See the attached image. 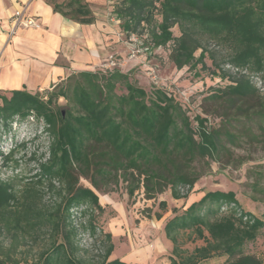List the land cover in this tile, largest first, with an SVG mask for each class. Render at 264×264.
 <instances>
[{
	"label": "trees",
	"instance_id": "16d2710c",
	"mask_svg": "<svg viewBox=\"0 0 264 264\" xmlns=\"http://www.w3.org/2000/svg\"><path fill=\"white\" fill-rule=\"evenodd\" d=\"M47 1L56 12L81 24L96 20L86 0ZM112 14L125 38L139 37L145 53L173 42L170 59L178 69H211L206 62L210 56L212 73L226 78L227 71L204 41L224 47L225 62L239 73L206 97L220 121L212 125L207 111L192 117L166 83L158 81L148 91L118 65L75 71L44 92L0 93V126L9 130L12 121L34 116L43 121L48 135L45 160L39 161L22 194L15 179L0 177V237L5 230H24L23 222L29 228L52 225L51 245L34 261L15 257L14 247L4 249L0 241V264H130L119 257L110 259L112 233L99 229L94 214L105 211L99 192L123 186L130 198L142 192L146 199H156L170 190L173 198L187 199L211 162H251L244 186L253 202H264V159L250 152L264 147V93L251 78L264 72V0H115ZM175 26L179 36L174 35ZM241 148L247 151L237 159L236 149ZM16 150L4 154L0 149L5 165H18ZM45 185L60 196L48 212L37 206ZM199 193L181 210L172 208L163 230L173 248L160 259L168 264H201L214 258H220V264H264L246 248L264 230V213L246 210L233 189ZM167 206V201L159 202L161 210ZM78 211L88 214L83 230L104 235L106 247L97 258L77 255L79 228L73 218ZM156 216L162 218L161 213ZM181 232L205 243L184 249L178 239Z\"/></svg>",
	"mask_w": 264,
	"mask_h": 264
},
{
	"label": "rangeland",
	"instance_id": "374dc122",
	"mask_svg": "<svg viewBox=\"0 0 264 264\" xmlns=\"http://www.w3.org/2000/svg\"><path fill=\"white\" fill-rule=\"evenodd\" d=\"M174 35L179 36L180 30L178 26L173 28ZM123 42L128 49L123 53H113V57L118 61V66L124 71H130L132 76L138 80V83L145 87L148 91L157 87L159 81L168 85L172 89L173 94L180 99L188 108L190 115L208 112V117L212 125H217L220 117L214 112L213 102L206 100V97L217 89L223 88L231 83V77L236 76L239 70L227 64V50L219 46L215 41L205 40V46L209 51L213 52L215 59L221 64V68L228 73V77L222 78L212 73L214 69L213 61L207 56L206 62L211 69L203 70L199 65L197 69H189L184 67L178 69L170 59V53L173 48V42L168 43L166 47L154 49L149 54L142 50L135 56H131L133 44L122 36ZM200 50L196 52L199 55ZM109 59V58H108ZM103 62L101 68L106 69ZM219 72L220 70H216ZM197 72L199 74H197ZM222 72V70H221ZM249 73L247 71H243ZM156 76V80L153 78ZM254 83L264 93V72L260 74H251ZM44 92V91H42ZM66 100L59 99V104L64 106ZM48 147V135L44 131L43 121L38 120L34 116H30L27 120H14L11 122L9 130L4 125L0 126V149L4 154L10 149L16 148L14 159L18 161L5 165L0 156V177L4 179H15L16 190L22 194L26 184L31 181L35 173L38 171L39 161L45 160L43 157ZM247 149V148H246ZM245 149H236V158L245 153ZM251 156L255 159H264V147H254L251 149ZM35 155V158L32 157ZM251 163V162H249ZM249 163L237 166L238 162L221 165L219 162H211L207 173L203 175L196 183L194 192L189 198L175 199L172 197L170 190L158 195L156 199H146L142 192L137 193L130 198L123 186L117 191L100 194V202L105 207V211L99 213L95 211L96 221L100 230L112 233V241L114 243V251L110 258H121L128 263L149 262L147 251L144 246L156 245L165 251L167 256L173 248V243L164 235L163 225L165 220L172 215V208L177 207L180 210L183 206L193 199L200 197L199 191H207L210 189H233L237 193V197L242 206L246 210L255 211L259 216L264 213V202H253L247 192L244 182L246 181V170ZM83 183L88 184L83 180ZM58 182L56 186H58ZM43 195L38 199L37 206L44 212L51 210L59 200L60 196L55 190H49L45 185ZM167 201V209L161 210L160 201ZM156 213H161L162 218L158 219ZM74 224L79 228L75 237L79 245L77 255L85 260L97 258L105 249L104 235L100 234V230L95 235H91L88 231L83 230L80 226L88 219L87 215L80 212H74ZM24 230L16 231L11 229L10 232L4 231L0 237L1 245L4 249L14 247V256L19 259H28L34 261L40 253L51 245L52 225L44 223L29 228L26 222ZM179 244L187 250H193L194 247L203 245L205 242L202 238H198L190 232H181L178 236ZM169 242L170 246L166 247L164 242ZM247 251L264 259V230L259 237L247 244ZM171 249V250H170ZM149 252V251H148ZM167 259L163 258L160 261ZM220 258H214L201 264H220Z\"/></svg>",
	"mask_w": 264,
	"mask_h": 264
},
{
	"label": "crops",
	"instance_id": "0c3cea01",
	"mask_svg": "<svg viewBox=\"0 0 264 264\" xmlns=\"http://www.w3.org/2000/svg\"><path fill=\"white\" fill-rule=\"evenodd\" d=\"M86 1L96 17L91 24H81L56 12L47 0H0V93L51 89L75 71L103 69V62L113 53L123 54L128 49L112 14L115 0ZM17 10L38 18L41 27L21 28L10 36ZM164 243L170 246L168 241ZM144 247L149 264H168L160 261L167 248ZM136 263L147 262L130 264Z\"/></svg>",
	"mask_w": 264,
	"mask_h": 264
},
{
	"label": "built area",
	"instance_id": "2783aa9c",
	"mask_svg": "<svg viewBox=\"0 0 264 264\" xmlns=\"http://www.w3.org/2000/svg\"><path fill=\"white\" fill-rule=\"evenodd\" d=\"M14 26L10 31V36H12L18 29L25 28H40L41 22L38 18L33 16H26L23 10H17L13 16ZM134 46L131 52V56H135L137 53L141 52L139 45V37L135 34L130 35L128 39ZM118 65V61L111 55L108 62L104 64L105 68H111ZM154 79L156 76L153 77ZM156 80V79H155ZM158 82V81H155Z\"/></svg>",
	"mask_w": 264,
	"mask_h": 264
}]
</instances>
